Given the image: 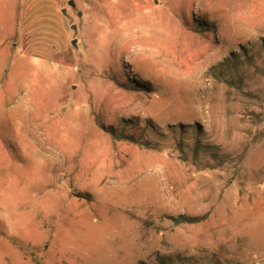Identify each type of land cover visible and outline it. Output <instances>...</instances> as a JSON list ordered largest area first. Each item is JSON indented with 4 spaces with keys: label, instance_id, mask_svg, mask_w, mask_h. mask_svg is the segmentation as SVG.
I'll list each match as a JSON object with an SVG mask.
<instances>
[{
    "label": "rangeland",
    "instance_id": "374dc122",
    "mask_svg": "<svg viewBox=\"0 0 264 264\" xmlns=\"http://www.w3.org/2000/svg\"><path fill=\"white\" fill-rule=\"evenodd\" d=\"M68 1L0 0V264H264V0Z\"/></svg>",
    "mask_w": 264,
    "mask_h": 264
},
{
    "label": "bare ground",
    "instance_id": "6f19581e",
    "mask_svg": "<svg viewBox=\"0 0 264 264\" xmlns=\"http://www.w3.org/2000/svg\"><path fill=\"white\" fill-rule=\"evenodd\" d=\"M139 31H140V30H136V31L134 32V34H135V33H138ZM129 35H130L129 33L125 32V33L123 34V38H124V39H127V38L130 37ZM135 51H136L135 53H136L137 55H140L141 57L143 56V57H145V58H152V59H154V60H155L156 62H158V63H161V64H163V65L165 64V66H170L169 64H170L171 62L165 60L164 57H162L163 54H162V53H158V50H153V49L150 48V47L137 46V48H136Z\"/></svg>",
    "mask_w": 264,
    "mask_h": 264
},
{
    "label": "water",
    "instance_id": "95a60500",
    "mask_svg": "<svg viewBox=\"0 0 264 264\" xmlns=\"http://www.w3.org/2000/svg\"><path fill=\"white\" fill-rule=\"evenodd\" d=\"M68 3H69L72 7H75V6H76V3H75L74 0H69ZM63 12H66V10L63 9ZM79 14H81V13H79ZM72 27L76 29V25H75V24L72 25ZM76 42H77V39H74V40H73V44H75Z\"/></svg>",
    "mask_w": 264,
    "mask_h": 264
}]
</instances>
